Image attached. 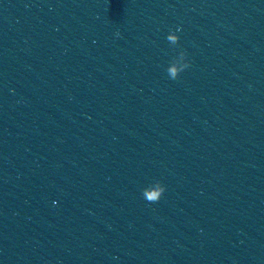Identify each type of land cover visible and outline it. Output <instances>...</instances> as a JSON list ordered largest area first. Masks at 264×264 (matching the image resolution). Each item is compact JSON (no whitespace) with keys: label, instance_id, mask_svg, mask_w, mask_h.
Masks as SVG:
<instances>
[{"label":"water","instance_id":"95a60500","mask_svg":"<svg viewBox=\"0 0 264 264\" xmlns=\"http://www.w3.org/2000/svg\"><path fill=\"white\" fill-rule=\"evenodd\" d=\"M0 264H264V0H0Z\"/></svg>","mask_w":264,"mask_h":264},{"label":"clouds","instance_id":"9594fccd","mask_svg":"<svg viewBox=\"0 0 264 264\" xmlns=\"http://www.w3.org/2000/svg\"><path fill=\"white\" fill-rule=\"evenodd\" d=\"M168 39L170 41H172L173 43H176L178 38L176 36H168ZM186 67H189V64L186 65ZM170 71L172 73V79H175L176 69L171 68ZM164 191H165V189H159L160 193H164ZM149 200L153 203L158 202L160 200V196H158L157 193L155 191H153L152 193L149 194Z\"/></svg>","mask_w":264,"mask_h":264}]
</instances>
